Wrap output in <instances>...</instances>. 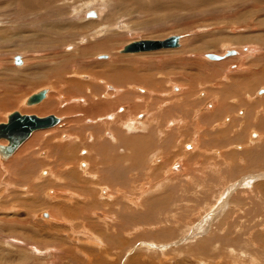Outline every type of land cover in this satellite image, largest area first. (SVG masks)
Wrapping results in <instances>:
<instances>
[{"label": "rangeland", "instance_id": "374dc122", "mask_svg": "<svg viewBox=\"0 0 264 264\" xmlns=\"http://www.w3.org/2000/svg\"><path fill=\"white\" fill-rule=\"evenodd\" d=\"M68 1L72 4L56 2L68 5L63 11H44L45 5L34 11L27 7L24 12L19 4L26 0L0 1V38H10L9 43H4L8 38L0 39V122L17 109L24 114H54L66 119L57 127L33 133L0 167V264H264V190L259 186L264 183V77L260 74L264 65V1L252 4L246 0L244 4L245 0H214L202 4L199 0H140V5H134L128 0H92L91 11L103 9L96 19L74 13L73 5L84 9L81 5L88 0ZM139 10L145 14L138 15ZM54 21L61 23L62 31L47 29ZM89 21L99 25L85 29ZM117 22L122 35L111 50L81 53L111 32L99 40L89 38L95 27ZM68 33L71 35L66 36ZM173 34L183 36L180 47L120 52L128 42ZM226 47L239 55L220 61L203 56L221 54ZM18 55L24 60L23 67L15 65ZM105 55L109 58L101 60ZM131 57L138 61H129ZM82 75L91 79L83 80ZM100 79L112 89H123V94L109 97L114 93L99 83ZM181 85L186 86L185 92ZM45 86L52 87L53 92L43 103L22 106L25 97ZM139 87L154 90L144 95L143 108L152 95L160 96L148 103L152 110L150 120H146L148 130L124 132L118 120L108 124L126 143L127 138L144 141L139 142L145 145L142 149L128 152L135 158L116 152L107 122L83 123V116H79L78 124L69 125L73 116L64 109L84 111L82 106L72 104V100L63 104L66 107L55 106L60 97L82 95L89 100L83 107L86 117L94 118L126 103L133 105L141 94L134 91ZM10 99L11 105H1ZM211 101L215 104L206 108ZM49 104L54 109L39 112ZM161 108L159 115L156 113L162 118L156 128L153 111ZM59 109L64 111L57 112ZM141 112L132 110L137 120L142 119L137 118ZM120 115L126 119L128 112ZM168 120L174 124L169 126ZM158 128L169 138H164ZM85 132L93 133V148L74 139ZM40 133L48 136L43 139L47 145L42 142L41 148L35 144L24 150V145ZM59 142L66 144L65 154L56 148ZM47 152L51 160L45 158ZM66 167L83 170L81 178L89 179L86 181L96 180L98 171L103 177L99 189L94 188L88 196L81 190L79 175L72 181L67 179L63 173ZM254 171L263 177L255 178L250 187L243 183V177L255 175ZM97 192L99 198L95 199ZM142 192L147 193L142 197ZM84 195L85 199L80 197ZM44 213L50 217L44 218Z\"/></svg>", "mask_w": 264, "mask_h": 264}, {"label": "bare ground", "instance_id": "6f19581e", "mask_svg": "<svg viewBox=\"0 0 264 264\" xmlns=\"http://www.w3.org/2000/svg\"><path fill=\"white\" fill-rule=\"evenodd\" d=\"M1 1V0H0ZM35 0H26V2L24 3V4H22V3H20L19 4V7H21L20 8V11L22 12H24V8H29V9H31V10H36V9H41V8H43V6H45L46 5V7H44L43 9H44V11H46L47 9H55V10H59V11H63L64 10V7H67V6H64V3L63 4H61V5H63V6H60V5H58V4H56V2H60V1H64V0H38V1H35ZM73 1V0H72ZM114 1V0H113ZM128 1H130V2H133L134 3V5L136 4V5H140V0H128ZM151 1V0H150ZM202 4L205 2V3H208V2H211V4L214 2V0H199ZM250 2V1H252V4L253 3H259V2H261V0H247V2ZM262 1H264V0H262ZM7 2V1H6ZM19 2V1H18ZM23 2V1H22ZM67 2H68V4H72V3H70L68 0H67ZM74 2V1H73ZM85 3H83L81 6H85V8L84 9H81L80 7H78V6H75V5H73V9H74V13L76 14V16L79 14V12H81V15L84 17V19H85V17L86 18H88V17H90L89 15H91V16H95L94 17V19H96V18H98L99 17V15H100V12H102L103 11V9L100 11L99 9L97 10H93V11H91L93 8H92V0L91 1H84ZM120 2V1H119ZM126 2V1H125ZM216 2V1H215ZM232 2V1H231ZM235 2V1H234ZM248 2V3H249ZM96 3V2H95ZM128 3V2H127ZM7 4V3H6ZM152 4H154V3H152ZM244 4H246V0H245V3ZM256 4V5H257ZM17 5V4H16ZM149 5V4H148ZM208 5V4H207ZM235 5V7H236V3L234 4ZM242 5V4H241ZM251 5V4H250ZM256 5L254 4V5H251V6H255L256 7ZM262 5V4H261ZM152 6V5H151ZM240 6V5H239ZM258 6V5H257ZM263 6V5H262ZM108 7V6H107ZM106 7V8H107ZM153 7V6H152ZM151 7V8H152ZM165 7V6H164ZM167 7V6H166ZM169 7V6H168ZM244 7H246V6H244ZM69 8H71V6L69 7ZM105 8V9H106ZM241 8V7H240ZM254 8V7H253ZM66 9V8H65ZM72 9V8H71ZM70 10V9H69ZM69 10H65V11H69ZM156 10H158V9H156ZM170 10V9H169ZM247 10H248V8H247ZM251 10V9H250ZM64 11V12H65ZM71 11V10H70ZM159 11V10H158ZM19 12V11H18ZM63 12V13H64ZM58 13V12H57ZM56 13V14H57ZM104 13V12H103ZM60 14V13H59ZM73 14V13H72ZM137 14L138 15H142V14H145L144 13V11H142V10H139L138 12H137ZM58 16V15H57ZM56 16V17H57ZM244 16H246V14H244ZM64 17V16H63ZM81 17V16H80ZM80 17L78 18V20L80 21ZM58 18V17H57ZM65 18V17H64ZM90 18H92V17H90ZM239 18V17H238ZM246 18V17H245ZM245 18H243V19H245ZM66 19V18H65ZM236 19V18H235ZM242 19V18H241ZM242 19V20H243ZM121 20V19H120ZM58 21V20H57ZM57 21H54L53 23H50V24H52V25H49V24H47V29L48 30H51V31H53V30H56V28H57V31L60 29L61 30V27H59V24H61V23H56ZM88 21V20H87ZM116 21V20H115ZM119 21V20H118ZM259 21V20H258ZM60 22V21H59ZM74 22V21H73ZM72 22V23H73ZM106 22V21H105ZM66 23V22H65ZM67 23H68V21H67ZM86 25L84 26V28L85 29H88V28H92L94 25H96V24H98V23H96V22H93V23H91V21H89V22H87V23H85ZM38 25V24H37ZM67 25H69V24H67ZM72 25V24H71ZM84 25V24H83ZM99 25V24H98ZM107 25V24H106ZM254 25V24H253ZM63 26V25H62ZM64 26H66V25H64ZM72 26H74V27H77V26H79V25H77V26H75V25H72ZM81 26V25H80ZM37 27V26H36ZM73 27V28H74ZM82 27V26H81ZM124 27H126L125 25H124ZM66 28V27H65ZM64 29V28H63ZM68 29H69V27H68ZM68 29H66V30H68ZM114 29H116L115 31H113L112 32V30H114ZM117 29H119V30H117ZM92 30V29H91ZM111 30V32H109ZM62 31V30H61ZM65 31V30H64ZM72 31H74L73 29H72ZM76 31H78V30H75V32ZM86 31V30H85ZM120 31H122V26H120V22H117V25L116 24H112V25H109V26H106L105 28H104V24H103V28H94V30L92 31V32H90L89 34H88V37L90 38H93V37H98V40H99V37L100 36H102L103 34L105 35L106 34V32H109V34L107 35V36H105L104 38H100L101 40H99V41H96V40H94V41H96V42H93L92 44H90V45H88L87 47H85L84 49H78V50H81V53L82 54H86V53H92V52H100V51H109V50H111V47L113 46V43L116 41V40H118L119 41V37L122 35H120L119 33H120ZM77 33V32H76ZM56 34V33H55ZM69 34V33H68ZM50 35V34H49ZM71 34H69V35H66V36H70ZM73 35H74V33H73ZM77 35V34H76ZM64 36V35H63ZM75 36V35H74ZM87 37V36H86ZM8 38V39H7ZM33 38V37H32ZM89 38H87V39H89ZM182 38H183V36H181L180 35V38H179V47L181 46V41H182ZM2 41L4 40H6V42H4V43H9V42H7V41H10L9 39V37H2V38H0ZM12 39V38H11ZM76 39V38H75ZM79 39H81V38H79ZM96 39V38H95ZM76 40H78V39H76ZM84 40V39H83ZM83 40H81L80 42H84ZM122 40V39H121ZM36 41V40H35ZM93 41V40H92ZM244 41V40H243ZM37 42V41H36ZM72 42V41H71ZM232 42V41H231ZM85 43H86V41H85ZM236 43H238V41H236ZM235 43V44H236ZM83 44V43H82ZM76 45V44H75ZM74 46V45H73ZM67 47H69V46H67ZM178 47V46H177ZM172 48V47H171ZM174 48H176V47H174ZM243 48V47H242ZM67 49V48H66ZM77 49H76V51H77ZM228 50H231V51H233V53L232 54H230L229 56H225V52H227ZM149 51H151V50H149ZM246 51V50H245ZM68 52V51H67ZM121 52V51H120ZM141 52H148V51H141ZM252 52V51H251ZM259 52V51H258ZM80 53V54H81ZM122 54H135V53H123V52H121ZM223 53V54H222ZM221 54H217V55H221L222 56V58L221 59H218V60H214V59H210V58H208L207 56H206V54H204L203 56L204 57H206V59H209V60H211V61H220V60H224V59H226V58H228V57H231V56H238L239 55V53H238V51L237 50H235L234 48H232V49H230V48H228V47H226L225 48V51L224 52H222ZM214 54V53H213ZM264 54V53H263ZM16 57H19L20 58V62L18 63L17 62V64L15 63V65H21V67H23L22 66V62L24 61L23 59H22V57L20 56V55H18V56H16ZM15 58V57H14ZM75 58V57H74ZM109 57L107 56V55H105L104 57H102V59L101 60H107ZM68 59V58H67ZM66 59V60H67ZM122 60V59H121ZM128 60L129 61H134V62H136V61H138V59L137 58H128ZM107 64V63H106ZM176 64V63H175ZM219 64H222V63H219ZM100 67H102V66H100ZM219 67V66H218ZM238 68V67H237ZM4 71V70H3ZM19 73V72H18ZM26 74L27 73H25V74H23V76L25 75L26 76ZM260 74L264 77V65L263 66H261L260 67ZM4 76H6V75H4ZM17 76L20 78V77H22V75H21V71H20V73L19 74H17ZM105 77V76H104ZM153 77V76H152ZM236 77V76H235ZM81 78L83 79V80H89V79H91V76H84V75H82L81 76ZM92 79H95L94 77H92ZM140 79V78H139ZM96 80V79H95ZM139 81H141V80H139ZM135 83L137 82L136 80L134 81ZM259 82V81H258ZM33 82H31V83H29V84H32ZM99 83H101L102 85H104L105 87H106V89H110V90H112V92L114 93L113 95H110L109 97H111V96H120V95H122L123 94V92H124V90L123 89H119V88H116V87H114L113 89H112V86L110 87V85H108L106 82H105V80H99ZM134 83V84H135ZM137 83H139V82H137ZM256 84H257V82H256ZM33 85H35V84H33ZM133 85V84H132ZM1 87H3V86H1ZM110 87V88H109ZM185 87L186 86H182L181 85V90L182 91H184L185 92ZM3 88H5V87H3ZM42 88H46V90H47V92H46V95H45V98L44 99H42L40 102H38V103H36V104H31V105H27V104H25V100H26V98L27 97H25L24 98V100L22 101V106H24V107H33V106H36V105H40L41 103H43L44 102V100H46L47 99V97H48V95L51 93V92H53L52 91V87H50V86H45V87H42ZM42 88H39V89H37V90H40V89H42ZM54 89V88H53ZM188 89H190V88H188ZM187 89V90H188ZM6 90H8V87H7V89L5 88V91ZM11 90V89H10ZM37 90H35L34 92H36ZM90 90V89H89ZM139 91V92H141V94L140 95H138V96H136L135 97V102L133 103V105H132V103L130 102V103H126V104H124L123 106H125L126 105V107L123 109V106L122 107H119L116 111H113L112 113H101V114H97L94 118H87L86 116V112H87V110H85L86 108H83V107H85L86 105H87V103H89V100H87V98H85V96H78V97H71L70 96V98H67V99H65V98H63V99H60L59 98V101H56V108H59V107H61V108H63V107H66V106H64L65 104H66V102L67 101H69V100H72L71 102H72V104L75 102V104L76 105H80V106H82V109H84V111L83 110H77L78 112H76L75 110H74V108H73V110H69V109H64V110H58L57 112H60V113H62L63 111L65 112V113H70V116H73V117H71L70 118V120H68L69 121V125H71V124H78V120H80L79 118V116H83V118H82V121H83V123L84 122H87V123H97V122H99V124H104L105 125V123L107 122V126L106 127H109L108 126V124H109V122H113V121H119V122H122L121 124H122V126H123V129H125V131L124 132H128V131H132V133H134V132H141V130H143V131H146V130H148V127L150 126V124L148 125L147 123H146V120H150L149 118H148V116L149 115H152V110L151 109H149V105H148V103L150 102L151 103V101H152V103L154 102V100L157 98V96H158V93L157 94H155V95H152L150 98H149V102H147L145 105H144V108L142 107L143 105L141 104L142 102H144L145 101V97H144V95H147V94H152L153 92H154V90H151V89H148V90H144L143 88H141V87H139L138 89H134V91ZM144 90V91H143ZM1 91V90H0ZM3 91V90H2ZM4 91V92H5ZM182 91H180V92H182ZM55 92V91H54ZM7 93H8V91L6 92V95H7ZM12 93V92H11ZM1 94H3V93H1ZM126 94V93H125ZM179 94V93H178ZM6 95H4V96H6ZM30 95V94H29ZM162 95V94H161ZM169 95V94H168ZM3 96V95H2ZM95 96V95H94ZM165 96V95H164ZM158 97H160V96H158ZM3 98V97H2ZM185 98V97H184ZM217 98V97H216ZM177 99V98H176ZM3 100V99H2ZM159 100V99H158ZM74 101V102H73ZM91 101V100H90ZM121 101V100H120ZM65 102V103H64ZM70 102V103H71ZM146 102V101H145ZM1 103V102H0ZM69 103V102H68ZM6 104H12V100L10 99L9 101H2V106H4V105H6ZM64 104V105H63ZM71 104V105H72ZM74 104V105H75ZM113 103H111V104H108V105H112ZM215 104V101H211V103H207L205 106H206V108L208 107V106H213ZM220 103L218 102L217 103V105H219ZM89 105V104H88ZM166 105V104H165ZM165 105L163 104V106L162 107H164L165 108ZM159 106V105H158ZM161 106V105H160ZM54 106H52V105H47V106H43L42 108H40L39 109V112L40 113H43V112H46V111H49V110H52V109H54L53 108ZM157 107V106H156ZM160 108V107H159ZM78 109V108H77ZM101 109V108H100ZM163 108H161V109H159V110H155V111H153V118H152V120L153 121H155V127L157 128V127H159V122L161 121V117H159L158 118V115H159V111L160 110H162ZM123 110V111H122ZM132 110H141L142 112L141 113H138V114H141L142 115V119H140V120H137V119H135V117H136V115L134 114V113H132ZM202 110V109H201ZM17 111H19L20 112V110L19 109H17ZM125 111H127L128 112V115H127V118L126 119H122L121 118V115L120 114H122V113H124ZM163 111H165V109L163 110ZM73 112H76V113H73ZM117 112H120L119 114H116ZM21 114H24L23 112H20ZM72 113V114H71ZM88 113H90L89 112V109H88ZM156 113H158V115L156 114ZM9 114V113H8ZM7 114V115H8ZM64 114V113H63ZM91 114V113H90ZM137 114V115H138ZM208 114V113H207ZM7 115H6V121H4V122H2V123H5V122H7ZM54 115V114H53ZM65 115V114H64ZM92 115V114H91ZM157 115V116H156ZM38 116V115H37ZM57 118H58V121L56 122V123H54L53 125H51V126H48V127H45V128H39V129H35V130H33L15 149H14V151L12 152V154L10 155V156H8L7 158H5V159H0V167H4V163L6 162V161H8L15 153H16V151L22 146V144L27 140V139H29V137L33 134V133H35L36 131H40V130H45V129H50V128H52V127H57L58 125H60V123L62 122V120L64 121V120H66L65 119V117L64 116H57V115H55ZM89 116V115H88ZM154 116H156V118H154ZM39 117H43V116H39ZM90 117V116H89ZM93 117V116H92ZM117 117V118H116ZM125 117V116H124ZM141 116H138L137 118H140ZM86 118V119H85ZM168 119V118H167ZM113 120V121H112ZM139 121V122H138ZM169 122H167L168 123V125L169 126H172L173 124H174V122H173V124L171 123V121L170 120H168ZM203 121V120H202ZM185 122V121H184ZM187 122V121H186ZM66 123V122H65ZM162 123V122H161ZM188 123V122H187ZM231 124H232V122H231ZM186 125V124H185ZM202 125V124H201ZM200 125V126H201ZM170 128V127H169ZM184 128H186V126L184 127ZM200 128V127H199ZM84 129V128H83ZM107 129V128H106ZM109 129H112L111 131H110V135H108L109 136V139H110V141H111V143H114L113 145H114V147H115V150H117L116 152H120V153H123V156L122 157H124V158H130L131 157V155H128V152H131L132 151V149L134 148V150H140V149H142L143 148V146H145V145H140V144H144L143 142L144 141H142V140H140V138L138 139V142H135L134 140H131L130 138H127V143H126V141L124 140L125 138L123 137L122 139H121V137L119 138V136H118V132H116L117 131V129H113V128H111V127H109L107 130H109ZM177 129V128H176ZM114 130H116V131H114ZM158 131H159V133L160 134H162L163 132L161 131V130H159V128L157 129ZM156 130V131H157ZM167 130H168V128H167ZM166 131V130H165ZM164 131V132H165ZM199 131V130H198ZM197 131V132H198ZM84 132V131H83ZM67 134V133H66ZM70 134V133H69ZM128 134V133H127ZM250 134V133H249ZM72 135V134H71ZM74 135V134H73ZM133 135H135V134H133ZM163 135V134H162ZM177 135V134H176ZM198 135V134H197ZM196 135V136H197ZM251 135V134H250ZM255 134H253L252 133V136H251V138H254L253 136H254ZM69 136V135H68ZM126 136V135H125ZM136 136V135H135ZM164 136V138H169V137H167V136H165V135H163ZM162 136V137H163ZM199 136V135H198ZM202 136H204V135H201L200 137H202ZM237 136V135H236ZM235 136V137H236ZM249 136V135H248ZM43 137V138H42ZM48 137V136H47ZM47 137H46V135L45 134H42V133H40V134H38L37 135V137H35L34 138V136L24 145L25 146V149L24 150H27V149H30V148H34L33 146L36 144V146H39L38 148H41V143L43 142V139H47ZM87 139H86V138ZM259 137V136H258ZM38 138L39 139H41V141L40 140H38ZM147 138V137H146ZM198 138V137H197ZM261 138V135H260V137L259 138H257L258 140ZM61 139V138H60ZM63 139V141H64V139H66V137L65 138H62ZM68 139V138H67ZM73 138L71 137V141H73L72 140ZM76 141H77V143H78V141H79V143L80 144H87V145H92L93 144V141H94V137H93V133L92 132H89V133H86L85 132V134H84V136H80V135H75V138H74ZM121 139V140H120ZM157 139V138H156ZM159 139V138H158ZM264 139V138H263ZM50 140H51V138H50ZM162 140V139H161ZM196 140L197 139H193L192 141H193V143H195L196 142ZM258 140H256V141H258ZM37 141H38V143H37ZM141 141V142H140ZM160 141V140H159ZM195 141V142H194ZM256 141H254V140H252L251 142H256ZM49 142V141H48ZM47 142V143H48ZM139 142H140V144H139ZM250 142V143H251ZM7 143V141L6 140H4V139H0V144H6ZM40 143V144H39ZM44 143V142H43ZM71 143V142H70ZM69 143V144H70ZM89 143V144H88ZM135 143V144H134ZM163 143V142H162ZM192 143V142H191ZM44 144H46V143H44ZM52 144V143H51ZM73 144V143H72ZM196 144V143H195ZM47 145V144H46ZM74 146H75V144H73ZM153 145V144H152ZM164 145V144H163ZM162 145V146H163ZM197 145V144H196ZM68 146V145H67ZM165 146H166V144H165ZM164 146V147H165ZM65 147H66V144H64L63 142H59V143H57L56 144V148L57 149H61V153L60 154H65L66 152H65ZM73 147V146H72ZM173 147V146H172ZM196 146H194L193 148H195ZM35 148H37V147H35ZM88 148H93V145L92 146H90V147H88ZM160 148L161 149H163V150H161V151H164V148L163 147H161L160 146ZM171 148V147H170ZM170 148H168V149H170ZM190 148V147H189ZM22 149V148H21ZM72 149V148H71ZM75 149V148H74ZM78 149V148H77ZM67 150H69V147L67 148ZM129 150V151H128ZM167 150V149H166ZM47 151H50V153H51V150L48 148V150ZM70 151V150H69ZM91 151V150H90ZM192 151H193V149H192ZM92 152V151H91ZM167 152V151H166ZM25 152H22L21 153V157H23L22 155L24 154ZM50 153L49 152H47V156H45V158L46 159H48V160H51V155H50ZM69 153V152H68ZM70 154V153H69ZM119 154V153H118ZM131 154H132V152H131ZM71 155V154H70ZM69 155V156H70ZM76 155V154H75ZM135 155H137V153L135 152ZM148 156V155H147ZM152 156V155H151ZM150 156V157H151ZM188 156V155H187ZM114 157H117V154L115 153V156ZM13 158V157H12ZM70 158H72V157H70ZM69 158V159H70ZM93 158V157H92ZM131 158H135V157H131ZM188 158H190V157H188ZM192 158V157H191ZM264 158V157H263ZM146 159V158H145ZM149 159V158H148ZM128 160H131V159H128ZM135 160V159H134ZM153 160V159H152ZM56 164H57V161H55V160H53ZM107 161V160H106ZM124 161H126V159L124 160ZM15 162V161H14ZM17 162V161H16ZM86 162L87 163H89V159H86ZM95 163H96V161H94ZM108 162V161H107ZM134 162V161H133ZM132 163V162H131ZM61 164V163H60ZM90 165H91V162L89 163ZM99 164V163H98ZM173 164V163H172ZM69 165H70V163H69ZM83 165L85 166V168H87L86 167V165L88 166V164H85V163H83ZM92 165H94L93 163H92ZM6 166V165H5ZM68 166V165H67ZM97 166V165H96ZM105 166V165H104ZM160 166V165H159ZM215 166H217V168H219L218 167V165H215ZM140 167V166H139ZM63 168H64V166H63ZM95 168H97V167H95ZM160 168V167H159ZM7 169V168H6ZM98 169V168H97ZM150 169V168H149ZM157 169V168H156ZM161 169V168H160ZM159 170V169H158ZM183 170V169H182ZM74 171V169H72L71 167L69 168H65L64 170H63V173L67 176V179L68 180H70V181H72V178L73 177H75L76 175H79V176H77L79 179V181L81 182V190H85L86 191V193H87V195L88 196H90L91 195V193L92 192H94V188H98V186L102 183V181H103V177L101 176V174H99L98 173V171H95V174H96V176H95V179L96 180H90V181H86V180H89V179H84L83 177L81 178V176H82V174H81V172L83 171H81L80 170V168L78 169V168H75V171ZM5 172V171H4ZM255 172V175H253V176H248V177H243L244 179H243V183H245L246 185H248V186H250L251 187V183H252V181L253 180H255V178L257 179V178H262L263 177V174L262 175H260V174H257L258 172L257 171H254ZM55 173V172H54ZM51 174V173H50ZM81 174V175H80ZM56 175H59L57 172H56ZM60 176V175H59ZM17 179V178H16ZM60 180H62V179H60ZM80 182H78V183H80ZM171 182V181H170ZM229 182V181H228ZM241 182V181H240ZM239 182V183H240ZM14 184H15V182H13ZM242 183V182H241ZM21 184V183H20ZM82 184L84 185H88V187H85V185L84 186H82ZM254 184V183H253ZM90 185H93V186H95V187H91ZM104 185H105V183H104ZM245 185V186H246ZM256 185V184H255ZM14 186V185H13ZM12 186V187H13ZM42 186V185H41ZM78 186V185H77ZM110 186V185H109ZM226 186V185H225ZM230 186V187H229ZM227 188L228 189H231V187H232V185H229ZM259 186H261V188L264 190V183H261ZM11 187V186H10ZM15 187H17V186H15ZM33 187V186H32ZM14 188V187H13ZM23 188V187H22ZM116 188H118L119 189V187H116ZM156 188H160L161 190H162V187H156ZM10 189V188H9ZM25 189V188H24ZM99 189V188H98ZM121 189H122V187H121ZM134 189V188H133ZM135 189H137V188H135ZM134 189V190H135ZM140 188H138L137 190L138 191H142V189H140ZM97 190V189H96ZM95 190V191H96ZM107 190H109V188L107 189ZM120 190V189H119ZM145 190V189H144ZM143 190V191H144ZM13 191H14V189H13ZM19 191V190H18ZM29 191V190H28ZM118 191V190H117ZM123 191V190H122ZM160 191V190H159ZM163 191V190H162ZM4 192V191H3ZM17 192V191H16ZM26 192V191H25ZM111 192V191H110ZM109 192V193H110ZM153 192V191H152ZM152 192H150V193H152ZM13 193H15V192H13ZM20 193V192H19ZM19 193H17V194H19ZM98 193L99 192H97V193H94L95 194V199H98L99 197H98ZM117 193V192H116ZM115 193V194H116ZM147 192H142V194H141V196L143 197V195H145ZM1 194V193H0ZM10 194V193H9ZM9 194H6V195H9ZM23 194H25V193H23ZM29 194V193H28ZM112 194V193H111ZM110 194V195H111ZM122 194H125V193H122ZM129 194V193H128ZM14 195V194H13ZM16 195V194H15ZM71 196L72 195H74L73 193L72 194H70ZM106 195H108V194H106ZM113 195V194H112ZM117 195V194H116ZM129 195H131V194H129ZM148 195V194H147ZM16 196H18V195H16ZM21 196H22V194H21ZM20 196V194H19V197H21ZM124 196V195H123ZM1 197V196H0ZM7 197V196H6ZM9 197V196H8ZM80 197H82L83 199H85V195L84 196H80ZM98 197V198H97ZM104 197V196H103ZM113 197V196H112ZM111 197V198H112ZM129 197V196H128ZM2 198V197H1ZM0 198V199H1ZM14 198V197H13ZM88 198V197H87ZM106 198V197H105ZM109 198V197H108ZM125 198V197H124ZM127 199V198H126ZM130 199H131V196H130ZM9 200V199H8ZM105 200V199H104ZM110 200V199H109ZM114 200V199H113ZM98 201V200H97ZM1 203V202H0ZM92 203H96V201L95 202H92ZM103 203V202H102ZM220 203V202H219ZM114 204V203H113ZM116 204V203H115ZM106 210V209H105ZM217 214L216 215H218L219 216V209H216V211H215ZM55 213V212H54ZM101 214L102 213H98V215L101 217ZM44 218H49L50 217V215L48 214V213H44L43 215H42ZM4 219V218H3ZM50 219H52V218H50ZM4 220H6V219H4ZM16 220V219H15ZM46 220H48V219H46ZM189 220V219H188ZM3 221V220H2ZM8 222V221H7ZM177 223H178V221H177ZM187 223V222H186ZM189 224V223H188ZM191 224H189V226H190ZM85 227V226H84ZM183 227V226H182ZM185 227V226H184ZM181 228V227H180ZM189 228V227H188ZM140 229V228H139ZM181 230V229H180ZM185 230V229H184ZM183 230V231H184ZM182 231V232H183ZM186 231V230H185ZM15 232V231H14ZM182 232H179V233H182ZM188 232V231H187ZM186 232V233H187ZM181 235V234H180ZM183 235H184V232H183ZM183 235H182V237H183ZM188 235V234H187ZM190 235V234H189ZM202 237V236H201ZM172 239V238H171ZM185 240V239H184ZM187 240V239H186ZM190 240V239H189ZM188 241V240H187ZM180 242H181V240H180ZM170 245V244H169ZM189 245V244H188ZM148 246V245H147ZM222 249V248H221ZM233 253V252H232Z\"/></svg>", "mask_w": 264, "mask_h": 264}, {"label": "water", "instance_id": "95a60500", "mask_svg": "<svg viewBox=\"0 0 264 264\" xmlns=\"http://www.w3.org/2000/svg\"><path fill=\"white\" fill-rule=\"evenodd\" d=\"M180 35L173 34L163 39H138L125 44L121 50L123 53H135L141 51L156 50L161 48H174L179 46ZM233 51L228 50L225 56H229ZM210 59H221V55L207 53ZM20 62L19 57H15ZM46 88L32 92L27 96L25 104L31 105L40 102L45 98ZM58 118L49 114L39 117L35 114H21L14 110L7 115V122H0V139L7 141L6 144H0V159H5L12 154L14 149L35 129L45 128L53 125Z\"/></svg>", "mask_w": 264, "mask_h": 264}, {"label": "flooded vegetation", "instance_id": "af4514ba", "mask_svg": "<svg viewBox=\"0 0 264 264\" xmlns=\"http://www.w3.org/2000/svg\"><path fill=\"white\" fill-rule=\"evenodd\" d=\"M138 116H141V118H142V115H141V114H138L137 117H138Z\"/></svg>", "mask_w": 264, "mask_h": 264}, {"label": "crops", "instance_id": "0c3cea01", "mask_svg": "<svg viewBox=\"0 0 264 264\" xmlns=\"http://www.w3.org/2000/svg\"><path fill=\"white\" fill-rule=\"evenodd\" d=\"M123 111V110H122ZM117 113H120V112H117Z\"/></svg>", "mask_w": 264, "mask_h": 264}]
</instances>
